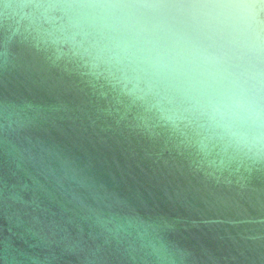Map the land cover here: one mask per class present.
Returning <instances> with one entry per match:
<instances>
[{"label": "water", "instance_id": "95a60500", "mask_svg": "<svg viewBox=\"0 0 264 264\" xmlns=\"http://www.w3.org/2000/svg\"><path fill=\"white\" fill-rule=\"evenodd\" d=\"M0 264H264V0H0Z\"/></svg>", "mask_w": 264, "mask_h": 264}]
</instances>
